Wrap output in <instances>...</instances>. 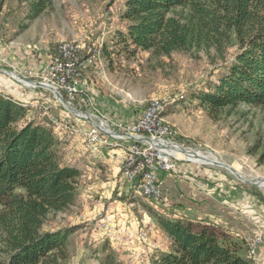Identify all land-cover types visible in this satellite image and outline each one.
I'll return each instance as SVG.
<instances>
[{"label": "rangeland", "instance_id": "374dc122", "mask_svg": "<svg viewBox=\"0 0 264 264\" xmlns=\"http://www.w3.org/2000/svg\"><path fill=\"white\" fill-rule=\"evenodd\" d=\"M126 2L53 0L50 7L33 18L29 1L0 0V92L28 105V119L52 126L62 141L65 162L81 172L76 204L51 213L45 228L78 227L69 235V256L64 264H92V248L106 240L125 263L149 264L161 254L163 238L167 237L169 242L170 239L147 207L168 217L193 219L184 210L180 215L175 212L173 196L165 188L160 198H150L152 195L145 188H136L140 197L127 193L121 187L125 180L106 160L113 157L112 163L119 167L117 155L133 157V149L127 150L123 140L113 138L111 145L100 147V140L87 131L91 122L78 116H88L92 122L102 120L116 132H127L153 101L160 100L162 125L173 131L171 139L175 144L220 163L198 161L179 153L180 169L183 165L188 169L194 167L187 175L199 171V176L206 177L212 184L209 193L216 202L227 209L234 205L233 208L243 212L246 223L243 242L254 263L262 264L259 256L253 255V238L248 234L257 231L264 235V186L259 181L264 180V162L260 161L262 149L253 150L258 140L264 142V104L242 102L231 113L225 110L213 118L199 104V99L192 96L208 89L217 79L223 70V59L214 63L205 52L175 51L160 56L150 50L118 53L113 38L128 25L122 17ZM75 42L83 48L60 53V45ZM230 50L234 52L235 48ZM13 52L19 55L14 61ZM89 53L97 61L80 62L78 79L83 93L75 99L43 85V70L48 61L68 66L77 62L78 56ZM21 79L36 84L28 86ZM53 115L64 124L55 121ZM119 147L123 151L111 157L108 149ZM204 169L212 176H206ZM159 173L160 168H147V175ZM134 199L138 203L130 208L139 227L135 234L125 224V227L113 224L109 205L112 200L129 205ZM99 200L108 203L101 211ZM107 216L111 227H106V221H99Z\"/></svg>", "mask_w": 264, "mask_h": 264}, {"label": "trees", "instance_id": "16d2710c", "mask_svg": "<svg viewBox=\"0 0 264 264\" xmlns=\"http://www.w3.org/2000/svg\"><path fill=\"white\" fill-rule=\"evenodd\" d=\"M25 1L33 18L53 3ZM122 17L128 25L113 38L118 53L205 52L214 63L223 59L217 79L192 96L213 118L242 102L264 104V0H127ZM28 110L0 92V264H64L78 227L51 230L45 223L76 204L81 172L65 162L54 128L28 119ZM255 145L264 162V142ZM147 209L170 239V250L149 264H255L247 245L221 224ZM91 251L92 264H127L108 240Z\"/></svg>", "mask_w": 264, "mask_h": 264}, {"label": "built area", "instance_id": "2783aa9c", "mask_svg": "<svg viewBox=\"0 0 264 264\" xmlns=\"http://www.w3.org/2000/svg\"><path fill=\"white\" fill-rule=\"evenodd\" d=\"M60 53L72 52V48H83L75 42L72 45H60ZM82 61H97V57H91L90 53L84 57L78 56V61L68 63V66H57V62L48 61L43 70V85L62 91L70 99H75L78 94L83 93L80 81L78 79V67ZM162 105L160 100L153 101L141 118L134 121L127 132H116L105 121L92 122L93 120L85 115L84 117L91 122L87 131L90 136H95L100 140V147H107L112 144V138L123 140V147L133 149V157H125V154L117 155L122 177L126 181L135 182L136 188H145L153 198H160L164 189L163 172L179 173V153L181 151H169L164 148L165 145L182 146L175 144L171 139L174 136L173 131L163 127L161 122ZM55 121L60 124L58 117L53 115ZM68 127H74L72 123L65 124ZM186 160L190 158L185 157ZM147 168H160V175H147ZM106 227H111L108 216ZM253 238V255L259 256V249L264 247V235L261 232L254 231L248 234ZM141 238L145 236L141 233Z\"/></svg>", "mask_w": 264, "mask_h": 264}, {"label": "crops", "instance_id": "0c3cea01", "mask_svg": "<svg viewBox=\"0 0 264 264\" xmlns=\"http://www.w3.org/2000/svg\"><path fill=\"white\" fill-rule=\"evenodd\" d=\"M17 54L13 52L11 60L14 61L18 58L19 55ZM128 148L129 147H127V150ZM108 151L112 157L115 153L122 152L123 149L119 147L112 148L111 150L108 149ZM106 161L111 162L109 164H112V168L117 171L118 174L120 173L121 180H123L121 169H119L120 166L117 167V164L114 165L112 163L113 157L112 159H108ZM190 169L192 171L195 170L194 167H191ZM190 169H188V166L183 165L182 170L180 169L178 174H172L169 172L162 173L165 183L164 188L173 196L175 212L180 215L183 214L182 210H184V212H186L188 216L193 219L209 220L211 222L219 223L227 230L231 231L236 239L243 241L242 234L246 229V223L244 221L245 218L242 214L243 212L233 208L234 205H230V208L227 209V207L222 206V203L216 202L213 199V195L209 193V189L212 187L211 182L206 177L199 176V171L195 173L193 172L194 175L188 176L187 172ZM207 171V169H204L202 172L206 173ZM182 172L184 175L181 174ZM206 176H212V174H208ZM121 187L124 188L130 195L133 194L140 197V194H138L135 189V182L125 180ZM130 201L129 205H126L124 202L112 200L109 205H111V218L113 220V224L123 225L124 227L126 225L127 228L135 234L139 227L137 226V219L135 218L136 214L130 206H135L138 201L136 199ZM98 202H100V211L108 204L100 200ZM167 239V237L163 238L165 244L163 247H160L161 251L159 253L170 250V242ZM160 240H158V243ZM259 261L264 264V247L259 249Z\"/></svg>", "mask_w": 264, "mask_h": 264}, {"label": "bare ground", "instance_id": "6f19581e", "mask_svg": "<svg viewBox=\"0 0 264 264\" xmlns=\"http://www.w3.org/2000/svg\"><path fill=\"white\" fill-rule=\"evenodd\" d=\"M13 73V72H12ZM18 78H21V77H18ZM25 84L27 83L28 86H33L35 85L36 83L35 82H32V81H29V80H26V79H21ZM30 84H33V85H30ZM50 88V87H49ZM77 112V111H76ZM165 149L169 150V151H181V154H185L191 158H195L196 160L198 161H205V162H208V163H217V164H220L219 162H217V160H215L214 158H210L208 156H205L203 154H199V153H193V152H189V151H186L185 149H181L180 147L178 146H172V145H163ZM260 183L264 186V180H259Z\"/></svg>", "mask_w": 264, "mask_h": 264}, {"label": "water", "instance_id": "95a60500", "mask_svg": "<svg viewBox=\"0 0 264 264\" xmlns=\"http://www.w3.org/2000/svg\"><path fill=\"white\" fill-rule=\"evenodd\" d=\"M39 84H41V83H39Z\"/></svg>", "mask_w": 264, "mask_h": 264}]
</instances>
